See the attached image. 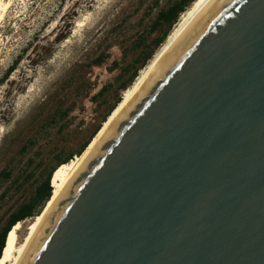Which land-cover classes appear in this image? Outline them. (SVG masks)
I'll use <instances>...</instances> for the list:
<instances>
[{"label":"water","instance_id":"1","mask_svg":"<svg viewBox=\"0 0 264 264\" xmlns=\"http://www.w3.org/2000/svg\"><path fill=\"white\" fill-rule=\"evenodd\" d=\"M19 264H264V0L206 4Z\"/></svg>","mask_w":264,"mask_h":264},{"label":"rangeland","instance_id":"2","mask_svg":"<svg viewBox=\"0 0 264 264\" xmlns=\"http://www.w3.org/2000/svg\"><path fill=\"white\" fill-rule=\"evenodd\" d=\"M175 1L3 0L10 5L0 21V172L10 171L11 177L0 180V196L5 193L0 231L57 158L76 151L90 136L113 103L114 78L137 57L142 39L148 45L156 37L151 24ZM99 57L102 64L94 66ZM71 103L75 106L66 119L49 124L56 109ZM33 139L34 145L18 154ZM33 219L21 223L19 241Z\"/></svg>","mask_w":264,"mask_h":264},{"label":"trees","instance_id":"3","mask_svg":"<svg viewBox=\"0 0 264 264\" xmlns=\"http://www.w3.org/2000/svg\"><path fill=\"white\" fill-rule=\"evenodd\" d=\"M195 0H178L175 1L169 7L162 9L157 14L155 21L151 24L150 34H156V37L151 40L148 45L145 40H141L138 43L137 49L139 53L137 57L133 59L131 65L127 66L125 69H121L119 74L114 78V83L116 85V92L113 98V103L108 105L105 113L102 115L99 123L95 126L94 130L91 132L90 136L84 141L79 148L69 153L66 156L58 157L53 167L50 169L46 178L37 186L34 187L29 196H27L23 201L11 211L8 215L4 227L0 231V260L2 257L3 250L6 245L8 234L11 229L17 223H23L28 219H33L40 215L43 208L51 198L52 194V178L57 169L64 164L69 163L74 157L80 156L88 144L91 142L92 138L99 131L102 123L107 119V117L112 113L116 105L120 102L121 96L119 92L124 93L129 87L132 86L135 79L138 77L139 72L143 69L149 60L155 55L159 47L164 43V40L167 38L170 31L173 29L174 25L178 22L179 17L183 14L186 9H188ZM17 59L11 67L6 71L4 79L6 80L8 76L15 70V66L18 64ZM104 58L99 57L96 59L94 66H100ZM126 79L123 80V77L126 76ZM121 81V82H120ZM110 85V84H109ZM110 89V86L104 87L97 94L96 97H93V100H97L98 97L103 96V94ZM75 104L71 103L67 108H58L55 112L49 117V124H58V121H63L66 119L69 114L73 111ZM62 130V127L59 128ZM35 140H31L25 143L19 150L18 154H25L30 147L34 145ZM29 164L33 163V160L28 161ZM11 177L10 171L3 170L0 172V180L7 181ZM31 177V174L28 178ZM5 196V193L1 194L0 198L2 199Z\"/></svg>","mask_w":264,"mask_h":264},{"label":"bare ground","instance_id":"4","mask_svg":"<svg viewBox=\"0 0 264 264\" xmlns=\"http://www.w3.org/2000/svg\"><path fill=\"white\" fill-rule=\"evenodd\" d=\"M210 0H195L191 6L181 14L178 22L174 25L173 29L168 34L167 38L164 40V43L156 51L155 55L145 66L142 72L133 82L132 86L129 87L124 93L120 102L117 104L116 108L108 116L106 122L103 123L101 129L96 133L92 138L91 142L85 148L80 156L74 157L69 163L64 164L59 167L54 173L52 178V194L51 198L43 208L40 215L35 217L25 232L22 240L19 241L18 232L21 229V223H17L10 231L7 237L6 245L2 253L0 264H19L22 257L26 253L33 239L37 235L43 221L48 215L50 209L57 201L62 191L65 189L73 175L80 168L85 159L92 152L94 147L97 145L103 133L107 130L109 125L112 123L120 109L124 104L131 98V96L136 92L140 82L144 76L150 71V69L155 65V63L160 59V57L168 50L173 41L186 29V27L195 19V17L200 13V11L206 6ZM9 2L5 3L3 0H0V21H2L6 10L9 7ZM24 224V222H23ZM24 228V227H23Z\"/></svg>","mask_w":264,"mask_h":264}]
</instances>
